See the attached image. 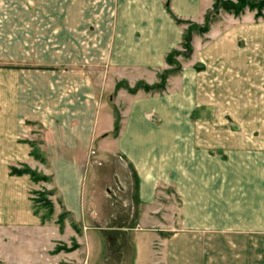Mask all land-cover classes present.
Instances as JSON below:
<instances>
[{
  "label": "crops",
  "instance_id": "obj_1",
  "mask_svg": "<svg viewBox=\"0 0 264 264\" xmlns=\"http://www.w3.org/2000/svg\"><path fill=\"white\" fill-rule=\"evenodd\" d=\"M171 1L197 22L214 2ZM165 3L0 0V264H90L97 244L105 264H254L264 249V99L210 101L190 71L179 93L121 88L156 84L181 45ZM251 24L264 44V18ZM25 168L46 181L11 174Z\"/></svg>",
  "mask_w": 264,
  "mask_h": 264
},
{
  "label": "rangeland",
  "instance_id": "obj_2",
  "mask_svg": "<svg viewBox=\"0 0 264 264\" xmlns=\"http://www.w3.org/2000/svg\"><path fill=\"white\" fill-rule=\"evenodd\" d=\"M225 1L226 0H214L213 5L202 15L203 18L200 22H197L196 19H183L179 16H174L177 21H181V23L176 22L182 27L183 35L187 30H191V51L189 52L188 49L186 50V48L182 46V36L181 45L172 51L174 52L171 57L172 66L167 65L168 67L166 70L159 74L158 82L152 85L159 86L157 87L156 92H146L144 86L150 85L145 82H139L134 85L133 88L128 84L122 83L121 88H125V90L131 95H136L138 92H144L148 95H163L168 90V87H170L169 89L171 92L179 93L182 91L183 76L185 72H191V74H196L204 83L205 88H203L202 92L210 101H216L222 98L225 100L238 98L240 107H246L248 104V96L253 95L249 94V90H252V92L255 91L257 96L263 101L264 70L254 71L250 69L248 65L249 51H252V53L256 52V62L258 58L263 62V38L260 37V35H257L256 40L249 39L248 27L249 25H252V18H254L258 26L262 25H260V23H262L264 18V9L258 10L257 8L252 7L254 5H247L242 12L236 16L234 13L222 9V5ZM230 1L236 3V0ZM171 2V0H166L165 6L166 9L170 8V11L172 12L173 9L171 8ZM176 10L182 12L185 9L177 8ZM207 16L210 22L208 24V30L205 32L204 28L206 26ZM189 68H191V70H189ZM166 71L170 72V75H168L166 79H162L161 75ZM249 87L251 88L249 89ZM135 89L136 92L132 93ZM257 105H259V108L264 107L263 103ZM224 106L230 107L231 104H224ZM164 192L165 194H169L171 193V189H165ZM51 196L50 193L41 191L35 195L34 200L38 205L37 207L40 208V210H43L45 212V217L49 219L51 218L52 213L47 209L46 202H51ZM38 202H41V204ZM98 202V207L101 212L100 216L96 217V221L99 219L101 222L98 223H101L100 226L104 227L109 220L106 210L108 207V201L102 196V198H99ZM123 218L125 219L126 217L124 216ZM117 219L115 224H121L122 219ZM86 224L89 225L90 223L86 222ZM79 226L80 230L78 232H80V236L84 235L83 224L81 223ZM89 234L94 237L95 240L103 241L102 239L105 237L102 233L94 230H90ZM116 238H118V236ZM258 240L255 243L256 247L254 248V252L252 250L254 255L253 258L255 260L254 264H264L262 239ZM98 249L99 247L97 244L95 249L96 253H92L90 264H105L104 258L99 256ZM252 256L250 257V260H252Z\"/></svg>",
  "mask_w": 264,
  "mask_h": 264
},
{
  "label": "trees",
  "instance_id": "obj_3",
  "mask_svg": "<svg viewBox=\"0 0 264 264\" xmlns=\"http://www.w3.org/2000/svg\"><path fill=\"white\" fill-rule=\"evenodd\" d=\"M247 5H254L252 7H255L257 8L258 10H262L264 9V0H259V1H256V0H236V3H234L233 1H230V0H226L224 2V4L222 5V9H224L225 11L227 12H232L234 13L236 16L239 15L242 10L247 6ZM168 9V12L169 14H171L173 17V13L170 11V8H167ZM177 21V19H175ZM179 23H181V21H177ZM210 20L208 19V16L206 18V26L204 28V31L206 32L208 30V24H209ZM191 40H192V33H191V30H187L184 35H183V43H182V46H184L186 48V50L188 49L189 52L191 51ZM174 52L170 53L167 58H166V63L167 65L169 66H172L171 64V57L173 55ZM168 75H170V72L166 71L165 73H163L161 75V78L163 79H166L168 77ZM165 81V80H164ZM163 86V85H161ZM157 87L159 86H144V89L146 92H150V93H154L157 91ZM131 92V91H130ZM136 92V89L132 91V93H135ZM117 131H118V126H117ZM11 174L13 175H24V174H27L29 175L33 181L35 182H40V181H46L45 178L43 177H40L38 174H36L35 172L29 170L28 168H25L23 170H17V169H12L11 170ZM41 204V202H38ZM46 205H47V209H49V212L52 213V203L47 201L46 202Z\"/></svg>",
  "mask_w": 264,
  "mask_h": 264
}]
</instances>
